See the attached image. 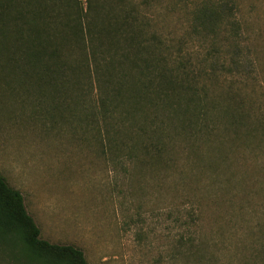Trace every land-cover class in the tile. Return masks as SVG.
Returning <instances> with one entry per match:
<instances>
[{
    "label": "rangeland",
    "instance_id": "obj_1",
    "mask_svg": "<svg viewBox=\"0 0 264 264\" xmlns=\"http://www.w3.org/2000/svg\"><path fill=\"white\" fill-rule=\"evenodd\" d=\"M169 1L142 6L148 36L183 37V61L202 74L207 123L186 108V93L164 114L123 91L105 113L92 60L73 39L61 54L77 85L24 89L21 73L13 91L0 85V175L23 194L41 238L74 245L89 264H264V0H229L238 34L221 35L211 56V40L191 36L181 7L200 0ZM134 72L116 64L110 85L137 84ZM154 131L160 151L129 150ZM0 264L41 263L0 243Z\"/></svg>",
    "mask_w": 264,
    "mask_h": 264
},
{
    "label": "trees",
    "instance_id": "obj_2",
    "mask_svg": "<svg viewBox=\"0 0 264 264\" xmlns=\"http://www.w3.org/2000/svg\"><path fill=\"white\" fill-rule=\"evenodd\" d=\"M151 1L0 0V55L5 59L0 70L3 68L6 74L0 79V85L13 91L18 73L23 75L24 89L32 84L61 88L77 85V67L71 65L68 72L61 53L64 44L82 39L87 60H92L88 66L90 73H94L93 77L90 75L92 83L105 113L117 107L115 96L123 91L135 98H149L154 111L164 114L179 110L182 94L186 93L191 96L186 98V108L194 111L198 124L203 120L207 123L209 109L202 104L205 98H199L196 90L202 74H195L192 64L183 61V37L167 38L156 31L148 36L150 20L142 14L141 8ZM183 1L169 2L177 6ZM231 2L200 0L192 8L181 6L187 11L191 36L196 35L201 41L211 40L212 48L207 56L212 55L221 35L238 34L239 22ZM232 53L231 64L239 67L238 48ZM119 63L127 64L136 72L137 84L129 85L123 78L119 84L110 85V74ZM228 71L232 73L233 69ZM112 112L116 110L112 108ZM206 123L204 128L208 126ZM157 134L154 131L146 139L132 138L129 150L150 151L153 148L160 151L165 143ZM40 234L39 226L26 209L23 194L0 175V243L19 251L21 257L34 263L89 264L81 249L71 244L49 242Z\"/></svg>",
    "mask_w": 264,
    "mask_h": 264
}]
</instances>
